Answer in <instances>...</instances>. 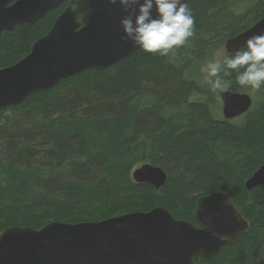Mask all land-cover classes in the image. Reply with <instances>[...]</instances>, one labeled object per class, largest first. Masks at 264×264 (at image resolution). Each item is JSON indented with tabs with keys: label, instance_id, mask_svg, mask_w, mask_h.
<instances>
[{
	"label": "trees",
	"instance_id": "1",
	"mask_svg": "<svg viewBox=\"0 0 264 264\" xmlns=\"http://www.w3.org/2000/svg\"><path fill=\"white\" fill-rule=\"evenodd\" d=\"M76 1L67 0L33 26L4 33L0 68L24 59ZM185 4L194 18L193 36L173 49L175 56L140 48L107 70L81 73L0 111V117L12 112L0 122V232L99 222L115 217L104 216L114 208L139 206L134 201L140 197L199 226L198 199L224 191L251 228L213 259L196 262L264 264V185L245 188L264 165V84L252 90L237 83L235 72L227 78V91L253 99L245 115L228 121L220 116L221 102L216 110L208 99L201 71L214 50L262 19L264 0ZM138 163L162 168L168 182L159 191L136 184L131 171ZM40 213L47 218L36 219Z\"/></svg>",
	"mask_w": 264,
	"mask_h": 264
},
{
	"label": "water",
	"instance_id": "2",
	"mask_svg": "<svg viewBox=\"0 0 264 264\" xmlns=\"http://www.w3.org/2000/svg\"><path fill=\"white\" fill-rule=\"evenodd\" d=\"M66 1L0 0V37L17 27L33 26ZM135 7L138 14L139 5ZM129 14L108 0H77L68 6L24 59L0 68V111L20 106L30 96L76 75L107 70L135 55L140 47L122 40L121 20ZM152 16L157 17L155 7ZM262 34L264 8L258 23L226 41L227 54L234 55L250 37ZM220 100L228 121L245 115L253 105L250 95L227 90L220 93ZM132 179L159 191L168 182V173L145 164L133 171ZM261 185L264 165L245 188L251 191ZM194 218L199 226L156 207L99 222H52L40 229L7 227L0 232V264H206L196 259H213L251 228L224 191L200 197Z\"/></svg>",
	"mask_w": 264,
	"mask_h": 264
},
{
	"label": "clouds",
	"instance_id": "3",
	"mask_svg": "<svg viewBox=\"0 0 264 264\" xmlns=\"http://www.w3.org/2000/svg\"><path fill=\"white\" fill-rule=\"evenodd\" d=\"M119 3L130 14L121 20L124 32L122 40L131 41L134 46L147 53L173 56V49H179L193 36L194 18L187 4L182 0H108ZM136 5L138 7V14ZM155 7L157 17L153 18ZM133 14L135 20L133 22ZM235 72L237 83L252 90H259L264 84V34L255 35L246 41V50H238L223 63H211L207 67L205 82L212 90H227Z\"/></svg>",
	"mask_w": 264,
	"mask_h": 264
},
{
	"label": "rangeland",
	"instance_id": "4",
	"mask_svg": "<svg viewBox=\"0 0 264 264\" xmlns=\"http://www.w3.org/2000/svg\"><path fill=\"white\" fill-rule=\"evenodd\" d=\"M225 43L219 49L214 50L212 56L207 57V58L204 59L203 64L201 66V71H202V73H203L202 75L205 77V79L207 77V67H208V65L211 64V63H216V62L223 63V61L225 60V58L228 56L227 51L225 49ZM209 90L210 91H208L209 92L208 99L209 100L213 99L215 101L213 103L217 104L216 110H218V107L220 106L219 105V102H221V100H220V93L222 91L221 90H215L214 91V90H212V88H211L210 85H209ZM219 109H220L219 113L221 112L220 116H223L222 115V104L219 107ZM215 113H217V112H215ZM7 114L8 115H11L12 112H8V111H7V113L5 112V115H2L0 117V122H4V119L7 118L6 117ZM148 164H151V163H148ZM143 165H145V163H138L135 166V168L131 171V178H132L133 171L135 169H137V168L142 167ZM157 195H159V194H157ZM150 199L151 198H144L143 199V198L140 197L138 199H135V201H134V203L140 204L139 206H130V205H128L126 208H114V210H112L113 213H109L108 215H104V216H109V217L110 216H115L116 217V216L119 215V212H123L124 214L138 212V211H140V212H147V211H150V209L153 208V207H158V206L161 207V205H159V204L157 206L151 207L153 204L150 205L151 204V202H150L151 200ZM159 200H160V198L157 201H159ZM157 201L154 204L159 203ZM111 209H113V208H111ZM119 216H121V215H119ZM35 218L38 219V220H44L47 217L44 215V213H40V214H36ZM46 221L47 220H45L44 222H46ZM199 262H201V261H199Z\"/></svg>",
	"mask_w": 264,
	"mask_h": 264
},
{
	"label": "flooded vegetation",
	"instance_id": "5",
	"mask_svg": "<svg viewBox=\"0 0 264 264\" xmlns=\"http://www.w3.org/2000/svg\"><path fill=\"white\" fill-rule=\"evenodd\" d=\"M221 104H222V102H221ZM222 108H223V104H222ZM222 115H223V113H222Z\"/></svg>",
	"mask_w": 264,
	"mask_h": 264
},
{
	"label": "bare ground",
	"instance_id": "6",
	"mask_svg": "<svg viewBox=\"0 0 264 264\" xmlns=\"http://www.w3.org/2000/svg\"><path fill=\"white\" fill-rule=\"evenodd\" d=\"M148 164V163H147Z\"/></svg>",
	"mask_w": 264,
	"mask_h": 264
}]
</instances>
